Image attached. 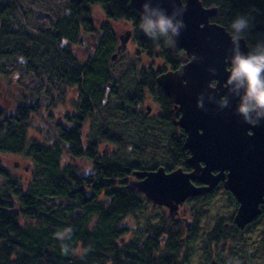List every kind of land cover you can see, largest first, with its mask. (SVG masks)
<instances>
[{
    "label": "flooded vegetation",
    "instance_id": "af4514ba",
    "mask_svg": "<svg viewBox=\"0 0 264 264\" xmlns=\"http://www.w3.org/2000/svg\"><path fill=\"white\" fill-rule=\"evenodd\" d=\"M1 2L3 4H0V10L6 11L9 6L7 0H0ZM35 10L38 11L35 8L31 10L34 17ZM94 24L97 25L96 28ZM105 25L106 23L98 20L93 21L92 31H84L80 27L83 32L82 43L85 40L89 44L82 49L86 54V60L81 64L86 65L97 54L100 36L104 35L101 29ZM128 31L131 32L129 37L131 39V30L120 34L119 38H124ZM3 48L4 46L0 44V59L7 54ZM114 53L116 49L112 54ZM183 53L186 63L188 58L184 51ZM134 70V76L138 78L141 68ZM162 70H158L160 74L174 71L170 68ZM215 85L216 83L212 82L211 86ZM109 87V83L104 86ZM22 92L24 91L21 89ZM162 94L166 97L163 92ZM166 98L171 105L170 120L163 115L165 103L158 102L160 113L155 118L135 114L125 117V120H132L134 131L123 133L109 127V124L106 127L102 121L101 126L106 130L93 133L82 131L88 117L86 110L93 104L88 106L84 96L78 94L79 114L74 117L65 116L67 120L65 123L52 122L55 138L51 146L27 148L28 154L33 158L31 160L41 173L47 170V166L54 172H68L66 178L69 191L66 196L45 195L40 191L41 185L45 182L42 178L43 181L38 183L37 192L34 191L29 196L15 190L11 200L12 208L14 202L21 206V215H26L29 210H34L28 204L38 206L44 200H57L72 205L67 212L71 213L73 222L81 230L82 235L79 236V231L76 230L74 235L76 241L61 250L63 258L68 259V262L189 264L192 260L196 264H251L255 258L258 259V253L251 251L262 246L261 243L264 244V195L263 204L259 205L260 213L241 228L235 221L240 205L239 192L232 186L234 182L249 179V174L245 171L243 153L248 147V139L244 137L252 136V131L232 136L226 143L227 154H217L218 145L213 144L208 151L210 155L199 154L191 166L187 163L191 153L185 149L187 134L184 128L176 125L181 114L175 115V105L168 97ZM139 103L143 104L142 101ZM98 104L102 103L97 102V106ZM115 126L117 129L124 127L120 121ZM172 140L177 141V149L171 147ZM23 148L21 147V154ZM44 154L50 157L40 160L39 157ZM65 158L70 162L64 163ZM81 159L84 163L79 161ZM75 163L84 165L82 173L85 174L82 176L75 174L77 170ZM158 170L165 174L179 170L183 175L189 176L190 184L198 191L196 195L185 197L175 203L173 215L169 206L156 203L141 190V183L147 177L146 173ZM106 171L124 173L106 175ZM260 177L264 179V174ZM260 185H264V182L258 183L256 192H260ZM52 187L56 188L55 185ZM115 203L112 211L104 210ZM75 204L94 206L84 210L85 206L75 208ZM39 209L41 208H37V211ZM76 209L81 210V213L75 216L73 212ZM45 210L43 212L39 210L37 214L48 215L50 211ZM63 212L54 211L53 215H64ZM250 234H254V240L251 242ZM241 238L245 242L244 248L241 253H237L234 243ZM68 252L73 255L69 256Z\"/></svg>",
    "mask_w": 264,
    "mask_h": 264
},
{
    "label": "rangeland",
    "instance_id": "374dc122",
    "mask_svg": "<svg viewBox=\"0 0 264 264\" xmlns=\"http://www.w3.org/2000/svg\"><path fill=\"white\" fill-rule=\"evenodd\" d=\"M7 2L14 6V10L10 8L6 11L0 10V28L8 29V32L5 35L3 34L0 36V44L4 46L2 50L8 54L7 56L5 53L6 56L3 59H0L4 64V68L0 71V109L9 110L13 109L20 103L23 106H28L34 103L37 105L38 111L29 118V123L25 132V140L23 142L24 148L22 147L23 154H21V148L19 151L14 152H0V197L3 198V202H5L8 197H10L8 201L11 202L15 190L19 191L20 194H28V196L34 191L37 192L38 183L39 181H43L42 178H44L45 174L43 175L42 173H44V171L41 173L35 162L32 161L33 158L28 154L27 148L32 147L31 145L33 144L50 147L51 142L54 141L55 138V129L52 122L55 124L58 122L65 123L67 121L65 116H77L79 114L78 108L80 107L78 94H82L81 85H70L67 87L68 84L64 83L65 79L58 75V70L55 68L56 66L51 68L50 75L46 74L44 71H37V73H35L28 68L29 65L27 66V63L31 60V56L38 51L39 45L45 38L49 37L46 34L42 35V32L49 31L53 26V22L67 14V9L65 7L67 5V0H7ZM0 4L3 3L1 2ZM90 7L92 12L90 18L94 22L99 20L101 23L104 22L108 25L116 40L115 45L120 42V34H124L127 30L132 31L130 22L107 19L101 6L98 4L91 5ZM32 8L49 13L53 20H36L31 13ZM94 25L96 28L97 25ZM101 30L103 31L104 27H102ZM90 31H92V29H90ZM82 33V30H80L78 42L74 44L62 42V48H66L67 44L69 45V53H71V58L74 59L77 65H83L81 63L86 60V54L83 53L82 49L89 45L85 40L82 43ZM22 34L26 37L33 38L32 42L36 45L33 52L28 51L29 55L28 57L26 56L27 58L23 56V54H28L26 50H28L29 44H27V42H29L30 39L22 44L19 42L21 45V54L17 55L13 53L16 52L13 48L17 46V37L20 35L22 37ZM27 34L31 36H28ZM95 36L97 35L95 34ZM100 37H102V34ZM56 42L57 40H55V44ZM10 51L12 54H10ZM41 54L42 53H37L35 55V59H37L35 62L36 64L41 60ZM138 54L141 53L137 50L132 38L127 42L126 48L120 56H117L112 60L111 56L113 54H111L107 62L109 78L107 83L110 84V87L104 88L107 83L99 86V90L96 92L97 96L95 97L97 100L96 105L92 102L94 105H92V109L89 106L86 110V113L88 111V117L84 122L82 131L93 133L102 132L105 128L101 126V123L104 121L106 127H108L109 124V127H113L117 131L120 130V132L123 133L131 132L135 130V128L132 127L134 124L130 119L125 120V117H131L132 114H135L137 116L147 115L152 119L160 113V104L158 102H162V98H156L154 95L147 94L144 87H139L138 80L132 76V73L135 72V68L138 69L142 66L147 67L150 65L152 69L160 70L166 65H164V62L161 59L153 58L152 60H146L143 56ZM61 58H59V60L65 64L64 57ZM21 89L24 92L21 93ZM132 91L133 93H131ZM140 101H142L143 104H140ZM97 102L102 104H98L97 106ZM147 107L150 108L148 113L145 111ZM133 108L135 110H133ZM118 121H120L121 125L124 127L121 126V128L117 129L115 125ZM129 127H131V130H129ZM67 160L68 159L65 158L63 162H70ZM79 161L83 160L81 159ZM75 164L77 167L75 174L77 176L85 174L82 173L84 165H82V163ZM26 167L27 169H25ZM10 204V208L0 207V209L3 208L7 213H14L17 215L19 218V224H26V221H30L31 225H39L38 229L44 228L42 227L44 222L36 220L39 215L37 214L39 210L42 209L40 212H43L45 209V211H50L48 215H43L47 218L52 217L54 211H68L69 207L72 206L66 203H60L57 200H44L38 206L28 204V206L34 210H29L26 215H21V206L13 202L12 208V202ZM51 205L52 208L50 209ZM92 206L94 205H88L87 208ZM74 207L82 208L83 206L75 204ZM22 208L24 207L22 206ZM37 208L41 209L37 211ZM106 209L107 208L104 210L106 211ZM62 214L65 213L63 212ZM67 214L71 215L69 212H67ZM54 224L56 223L54 222ZM66 225V230L68 231L69 229L70 232H73L72 226L69 223H66ZM60 235L61 234H58L53 241L62 240L64 236L63 234L62 236ZM250 236L251 238L249 242L254 240V234H250ZM259 238H261V236H259ZM40 242L44 243L43 238L40 239ZM64 243L65 241L63 244ZM69 243H71V240L65 243L64 248L66 247V244ZM244 244L245 242L242 241V238L237 243H234L237 253H241ZM261 245L262 246L253 248V250L256 251H251L258 253V259L255 258L251 264H264V244L261 243ZM257 250H259V252H257ZM72 255L73 254L70 253L69 256ZM189 264L196 263L190 260Z\"/></svg>",
    "mask_w": 264,
    "mask_h": 264
},
{
    "label": "trees",
    "instance_id": "16d2710c",
    "mask_svg": "<svg viewBox=\"0 0 264 264\" xmlns=\"http://www.w3.org/2000/svg\"><path fill=\"white\" fill-rule=\"evenodd\" d=\"M200 1L205 8H217V14L211 19V22L220 24L232 36L236 34L231 27L236 18L240 16L249 18L250 28L239 35L245 38L250 51L258 43H264V0ZM96 4L101 6L107 19L113 21L123 20L131 23L132 40L137 50L141 53L138 55L143 56L146 60H152L153 58L163 60L166 66L162 71L169 68L175 70L186 61L183 51L176 50L174 45L169 43L166 39L161 38L158 41H153L144 34L139 27L142 15L130 6L129 0H67V14L53 22V26L51 25L52 28L49 29V31L42 32V35L46 34L49 37L45 38L39 45L40 50L38 48V51L31 56V60L27 63V66L29 65L28 68L35 73H37V71H44L46 74L50 75L51 68L56 66L55 68L58 70L57 73L60 77L65 79V84L72 86L81 85V95L84 96L86 104L92 105V102L95 104L97 101L95 99L97 96L96 92H98L99 86L101 84H106L109 80L107 62L116 48V40L110 28L108 25L104 26L105 31L103 30L104 35L101 37L100 45L96 50L97 54L95 57L91 58L86 65H77L74 59L71 58V53H69L68 50L69 45L67 44L66 48H62V42L74 44L78 42L80 27H82L84 31H89L91 29L93 20L90 18L92 13L90 6ZM8 8L14 10V6L10 3ZM7 32L8 29L0 28V36L3 34L5 35ZM10 34L16 35L17 33ZM17 38V46L13 48L16 52L13 53L17 55L21 54L20 43H25L30 39L29 42H27V44H29V48L26 50L28 54H23V56L28 57V51L33 52L36 46L34 42H32L33 38L26 37L24 34H22V37L20 35ZM55 40H57L56 44ZM37 53L42 54L40 55L41 60L36 64L35 62L37 59H35V55ZM10 54H12L11 51ZM61 57H64L65 64L59 60ZM147 67L149 68L146 69ZM147 67H141L138 78L134 76V73L132 76L138 80L139 87H144L146 89L145 92L147 94L154 95L156 98H162V102L160 101V103H165V105H163V115L170 120L171 105L168 103V99L160 92L155 82L160 72L158 70L154 71L150 65ZM3 68L4 64L0 61V71H2ZM131 93H133V91ZM37 111L38 107L34 103L28 106H23L20 103L9 110L0 109V149L14 152L19 151L20 148L23 147L29 118ZM31 146L34 148L41 147V145L37 144ZM171 147L177 149L176 140L171 141ZM47 156L50 157V155L44 154L39 158L40 160H44L48 158ZM111 172L112 173L106 171L105 174L113 175L115 173H124L122 171ZM42 174H45L43 178L45 182L40 187V191L43 194L57 196H66L68 194L69 189L67 187L66 178L68 172H54L50 166H47V170ZM52 185H55L56 188L53 189ZM2 199L3 198L0 197V207L10 208L11 202L8 201L9 198H6L5 202H3ZM111 205L107 207V212L112 211L116 203ZM82 206H85L87 210L90 208H87V205ZM64 212V215H52V217L47 218L43 215H38L36 220L44 222V224H42L44 228L38 229L39 225H31L30 221H26L27 223L23 224L21 227L17 215L14 213H7L3 208L0 209V264H81L80 262L70 263L68 259L63 258L61 254V250H63L66 242L69 240H71V242L76 241V237L74 236L76 230L79 231V236L82 235L81 230L78 229L73 222L71 215L67 214V211ZM54 222L56 224H54ZM66 223H69L72 229L74 228L73 232H70L69 229L68 231L66 230ZM58 234H61L60 236L63 234L64 238L62 240L53 241ZM42 238L44 243L40 242ZM64 241L65 243L63 244Z\"/></svg>",
    "mask_w": 264,
    "mask_h": 264
},
{
    "label": "water",
    "instance_id": "95a60500",
    "mask_svg": "<svg viewBox=\"0 0 264 264\" xmlns=\"http://www.w3.org/2000/svg\"><path fill=\"white\" fill-rule=\"evenodd\" d=\"M129 1L130 6L142 15V5L146 0ZM151 3L153 5L159 3L169 14L172 13L174 5L185 10L182 19L186 28L181 31L173 45L176 50L185 52L188 61L174 71L158 75L156 84L175 105V115L181 114L176 125L184 128L187 134L185 149L191 153L187 163L192 166L199 154L209 156L208 151L213 144L218 145L217 154H227L226 143L232 136L246 133L248 130L253 133L250 137H244L248 139L247 151L243 156L249 179L245 178L232 184L239 192L240 202L235 221L243 228L260 213L259 205L263 204L264 185L259 186L260 192L256 190L258 183L264 182L260 177L264 174V120H261L259 125L245 123L235 112L239 103L238 98L230 97V106L224 109L208 102L207 98L204 104L207 111L197 107L198 97L202 93H210L216 100L227 95L226 81L233 54V36L223 26L211 22L217 14V8H205L200 0H185L184 3L182 0H151ZM34 13L36 20H52V16L47 12L35 10ZM130 35L131 32L128 31L124 38H119L120 45L111 56L112 60L125 50ZM239 46L244 53L250 51L243 37H240ZM209 68L215 69L216 75L209 73ZM212 82L216 83L214 87L211 86ZM149 110L147 107V112ZM204 172L207 173L206 170ZM146 176L141 183V190L156 203L169 206L171 215L175 212V203L198 193L190 184L189 176L183 175L179 170L169 174L158 170L146 173ZM80 213L81 210L76 209L73 215Z\"/></svg>",
    "mask_w": 264,
    "mask_h": 264
},
{
    "label": "clouds",
    "instance_id": "9594fccd",
    "mask_svg": "<svg viewBox=\"0 0 264 264\" xmlns=\"http://www.w3.org/2000/svg\"><path fill=\"white\" fill-rule=\"evenodd\" d=\"M184 11L174 5L172 13L169 14L159 3L153 5L151 0H146L142 5L139 27L153 41L164 38L169 43L175 44L181 31L186 28L182 19ZM250 26L249 18L244 16L237 17L231 25L236 34L232 38L233 54L230 58L231 66L226 81L227 95L216 100L214 95L202 93L198 97L197 107L207 111L204 107L205 98H207L208 102L215 103L218 108L224 109L230 106V97L238 98L236 114L249 125H259L260 121L264 120V43H258L247 53L242 52L239 46V34L248 30ZM208 71L216 75L215 69L209 68Z\"/></svg>",
    "mask_w": 264,
    "mask_h": 264
},
{
    "label": "bare ground",
    "instance_id": "6f19581e",
    "mask_svg": "<svg viewBox=\"0 0 264 264\" xmlns=\"http://www.w3.org/2000/svg\"><path fill=\"white\" fill-rule=\"evenodd\" d=\"M183 1V0H182ZM183 3H184V1H183ZM129 4H130V1H129ZM40 21H42V20H40ZM215 23V22H214ZM218 24V23H217ZM220 25V24H219ZM0 152H4L3 151V149H0Z\"/></svg>",
    "mask_w": 264,
    "mask_h": 264
}]
</instances>
